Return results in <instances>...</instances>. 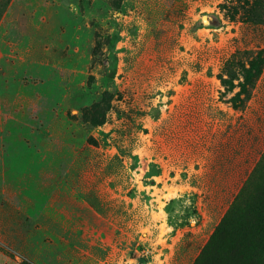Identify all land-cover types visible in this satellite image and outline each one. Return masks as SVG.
Returning <instances> with one entry per match:
<instances>
[{
    "label": "rangeland",
    "instance_id": "374dc122",
    "mask_svg": "<svg viewBox=\"0 0 264 264\" xmlns=\"http://www.w3.org/2000/svg\"><path fill=\"white\" fill-rule=\"evenodd\" d=\"M262 51L264 0H0V264H264Z\"/></svg>",
    "mask_w": 264,
    "mask_h": 264
},
{
    "label": "trees",
    "instance_id": "16d2710c",
    "mask_svg": "<svg viewBox=\"0 0 264 264\" xmlns=\"http://www.w3.org/2000/svg\"><path fill=\"white\" fill-rule=\"evenodd\" d=\"M7 6V5H6ZM264 62V51H262L259 55L258 61L256 64L253 65L252 70L254 71H260L261 69V65ZM224 86L229 87V89H231L233 86L232 84H228L227 82H224ZM242 91H245V87H242ZM237 100H239L237 98ZM264 168V151L261 153L259 160L256 162V164L254 165L253 169L249 172V174L247 175V177L245 178V180L242 183V186L240 187L238 193L236 194L234 201L231 205V209L233 207L238 206V204L240 202H242L241 197L244 195V193L246 192V190L251 186H253V183L255 181V179L258 177L260 173V171ZM259 186V188L257 189L260 190L261 186ZM262 190H264V187H262ZM230 209V210H231Z\"/></svg>",
    "mask_w": 264,
    "mask_h": 264
}]
</instances>
